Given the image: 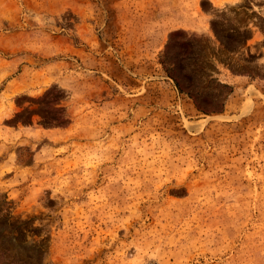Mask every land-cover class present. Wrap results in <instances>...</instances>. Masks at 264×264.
Segmentation results:
<instances>
[{
  "label": "rangeland",
  "instance_id": "1",
  "mask_svg": "<svg viewBox=\"0 0 264 264\" xmlns=\"http://www.w3.org/2000/svg\"><path fill=\"white\" fill-rule=\"evenodd\" d=\"M0 264H264V0H0Z\"/></svg>",
  "mask_w": 264,
  "mask_h": 264
}]
</instances>
